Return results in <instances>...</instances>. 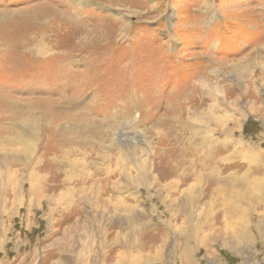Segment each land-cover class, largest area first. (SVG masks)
Masks as SVG:
<instances>
[{"label":"rangeland","instance_id":"obj_1","mask_svg":"<svg viewBox=\"0 0 264 264\" xmlns=\"http://www.w3.org/2000/svg\"><path fill=\"white\" fill-rule=\"evenodd\" d=\"M0 264H264V0H0Z\"/></svg>","mask_w":264,"mask_h":264},{"label":"bare ground","instance_id":"obj_2","mask_svg":"<svg viewBox=\"0 0 264 264\" xmlns=\"http://www.w3.org/2000/svg\"><path fill=\"white\" fill-rule=\"evenodd\" d=\"M85 2H87V1H85ZM75 7V6H74ZM71 8V7H70ZM73 8V7H72ZM74 12V11H73ZM74 14V13H73ZM58 14L56 13V16H57ZM71 15V14H70ZM55 16V17H56ZM68 15L67 14H64V13H59V16H58V18H62L61 19V23H63L64 22V24H69L70 23V25H75L76 26V22L75 21H73V20H71V17H70V19L67 17ZM171 18V17H170ZM213 18H214V15H213ZM56 21V20H55ZM63 21V22H62ZM169 22V21H168ZM61 23H58L57 22V24H53L52 25V29L54 28V30H61V27H64V24L62 25ZM59 26V27H58ZM114 26V25H113ZM124 29V28H123ZM64 30H66V29H64ZM91 34H93V33H91ZM102 34V33H101ZM85 35V34H84ZM99 35V34H98ZM45 36V35H44ZM43 37V36H42ZM101 37V36H100ZM111 37V36H110ZM106 39V38H105ZM51 43V42H50ZM51 49V48H50ZM200 93V92H199ZM201 95V94H200ZM202 97V96H201ZM174 126V125H173ZM207 143H209V142H207ZM205 153H207V152H205ZM205 153H204V155H205ZM203 154V153H202ZM205 159H207L208 160V155L207 156H205V157H203V160H205ZM115 190V189H114Z\"/></svg>","mask_w":264,"mask_h":264}]
</instances>
